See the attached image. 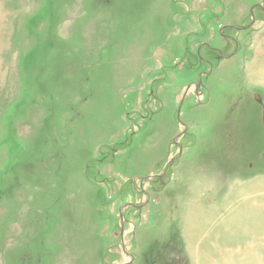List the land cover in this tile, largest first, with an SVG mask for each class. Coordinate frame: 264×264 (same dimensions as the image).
Returning a JSON list of instances; mask_svg holds the SVG:
<instances>
[{"label":"rangeland","instance_id":"rangeland-1","mask_svg":"<svg viewBox=\"0 0 264 264\" xmlns=\"http://www.w3.org/2000/svg\"><path fill=\"white\" fill-rule=\"evenodd\" d=\"M262 112L264 0H0V264H264Z\"/></svg>","mask_w":264,"mask_h":264},{"label":"water","instance_id":"water-1","mask_svg":"<svg viewBox=\"0 0 264 264\" xmlns=\"http://www.w3.org/2000/svg\"><path fill=\"white\" fill-rule=\"evenodd\" d=\"M255 99H256L257 102H259L260 104H262V103H261V100L258 99V96H257V95H255ZM262 122H263V124H264V113H263V112H262Z\"/></svg>","mask_w":264,"mask_h":264},{"label":"flooded vegetation","instance_id":"flooded-vegetation-1","mask_svg":"<svg viewBox=\"0 0 264 264\" xmlns=\"http://www.w3.org/2000/svg\"><path fill=\"white\" fill-rule=\"evenodd\" d=\"M257 96H258V95H257ZM258 99H260L259 96H258ZM260 100H261V99H260ZM259 105H261V104H259Z\"/></svg>","mask_w":264,"mask_h":264}]
</instances>
